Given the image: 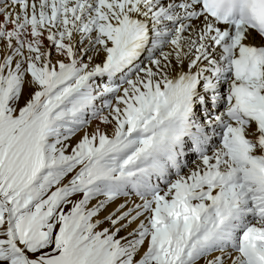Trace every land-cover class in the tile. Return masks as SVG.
I'll return each instance as SVG.
<instances>
[{
  "label": "snow or ice",
  "instance_id": "6c2138e0",
  "mask_svg": "<svg viewBox=\"0 0 264 264\" xmlns=\"http://www.w3.org/2000/svg\"><path fill=\"white\" fill-rule=\"evenodd\" d=\"M0 264H264V0H0Z\"/></svg>",
  "mask_w": 264,
  "mask_h": 264
},
{
  "label": "bare ground",
  "instance_id": "6f19581e",
  "mask_svg": "<svg viewBox=\"0 0 264 264\" xmlns=\"http://www.w3.org/2000/svg\"><path fill=\"white\" fill-rule=\"evenodd\" d=\"M95 126V123L93 124V127ZM191 159H193L192 157H190V160ZM102 227H108V225L107 224H105V225H103ZM126 233H124V232H122L120 235H125ZM144 250H146V246H145V248L144 249H142V251H141V255H142V253H143V251ZM139 258V257H138Z\"/></svg>",
  "mask_w": 264,
  "mask_h": 264
}]
</instances>
